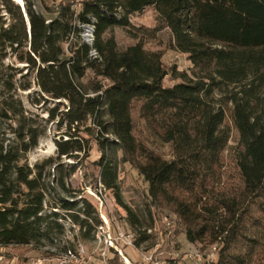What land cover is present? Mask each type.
Listing matches in <instances>:
<instances>
[{"label": "trees", "instance_id": "obj_1", "mask_svg": "<svg viewBox=\"0 0 264 264\" xmlns=\"http://www.w3.org/2000/svg\"><path fill=\"white\" fill-rule=\"evenodd\" d=\"M9 1L13 20L7 26L0 22V59L11 49L36 71L39 88L56 103L50 120L58 118L70 130L92 120L99 135V179L127 211L136 244L151 237L146 230L155 223L152 208L165 209L177 215L187 241L218 246L216 264H264V0H84L78 19L94 25L92 45L79 38L70 0L43 4L44 10L35 9L34 0H23L25 11ZM149 6L157 22L170 29L174 48L188 55L193 76L175 67L169 71L163 53L147 50L141 41L118 49L111 30L129 26V18ZM92 49L99 57L91 56ZM88 70L98 81H85ZM168 75L182 79L166 86ZM30 88L31 83L23 86ZM217 88L226 102L214 97ZM1 97L8 110L24 116L6 95ZM64 102L66 110L60 109ZM137 103L147 127L171 145V158L137 137ZM7 116L0 111V245L52 244L64 234L60 219L68 215L87 237L92 212L85 201L78 207V201L59 197L57 210L47 212L52 183L46 169L60 170L62 164L53 157L34 168L21 164L40 134L18 120L15 140L5 138L1 119ZM228 119L240 141L234 181L221 192ZM65 134L68 139L56 140L59 159L77 158L74 152L85 151L84 140ZM120 163L133 166L147 184L135 209L121 195ZM95 220L101 225V217ZM110 251L107 264H122Z\"/></svg>", "mask_w": 264, "mask_h": 264}, {"label": "rangeland", "instance_id": "obj_2", "mask_svg": "<svg viewBox=\"0 0 264 264\" xmlns=\"http://www.w3.org/2000/svg\"><path fill=\"white\" fill-rule=\"evenodd\" d=\"M12 1L18 3V0ZM21 1L23 2V0ZM34 1L36 3L35 9L44 10L43 4L51 6L54 1L59 0ZM8 9L14 10L13 4L9 0H0V22L5 23V26L13 20L12 14L8 12ZM155 17L154 9L149 6L144 11L132 15L129 18L131 23L129 26H115L111 33L117 41L118 49L123 50L129 45L141 41L147 50L163 53V62L169 71L175 67L178 72L193 76V64L188 55L174 48V39L171 31H169L170 29L158 23ZM69 47L70 43L66 45V49L68 50ZM26 65L19 62L17 55L11 49H7L6 58L0 59V101L2 99L1 96L6 95L9 101L15 104L17 110L22 109L21 111L24 112V116H16L13 110L7 109L9 107L7 103H0V111L3 110L8 115L1 119L2 134L11 141L15 140L16 136L13 129H17L20 126L18 120H21L22 124L27 127L31 125L32 129L40 134L38 145L31 147L30 151L25 154L21 164L27 163L31 168H34L37 163H41L48 157H53L58 163L60 162L62 164L60 170L55 169V167L46 169L51 174L50 181L52 183L45 202L47 212L57 210L54 207L58 203L59 197L78 201L80 203L78 207H81L82 202L85 201V207L92 212L90 218L91 232L87 237L83 238L78 228L79 225L77 224L76 228H74L70 224V216H63L60 222L64 226V234L56 236L52 244L45 242L30 245H0V264H38V262L42 261L43 264H57L67 259L64 251L65 247L73 249L78 254V250L81 249L80 245H82L83 254L82 264H107V259L112 254L110 249H108V258L104 257L107 244L104 241L105 237L102 234V229L95 220L96 216L100 217L101 202L103 201V213L108 216L113 230L121 228L126 231H133V228L126 220L127 211L117 202L115 192L105 187L99 179L100 167L96 163L101 157L98 130L92 120L87 121L84 127H72V130L67 128L65 124L61 125L58 123V118L50 120V110L56 103L41 91L34 79L36 71L33 68L26 67ZM86 76V82L94 80V73L91 70H88ZM181 79H174L171 75H168L164 80V84L166 86L172 85ZM94 81L96 82L98 79ZM30 83L31 88L29 90L23 89V86ZM233 87L231 86V90L228 91H232ZM214 97L218 102L221 100L226 102L224 92L218 88L214 92ZM139 106L140 103H137V106L133 109L137 137L147 142L150 147L165 158H171V145L160 140L147 127L146 121L139 116ZM66 108L67 102H64L60 109L66 110ZM227 123L231 129V136L221 166L223 181L218 186V190L221 192H226L228 183L234 181L233 177L236 175L234 156L237 153L240 141L239 131L232 121L228 119ZM67 131L73 133L75 138L81 136L85 143V151L74 152V154H79L77 158L61 155L59 159L60 154L56 140L61 139L62 135H65L64 139H68L69 136L65 134ZM118 171L121 195L124 201L132 209H135V205L143 202L141 193L147 187V184H145L144 178L129 163H120ZM61 180L64 181V186ZM64 213L67 214L66 212ZM152 213L155 218V223L152 227L153 233L141 245L140 252L153 253L155 258L159 260H171L174 256H177L179 263L181 262L180 264H194L186 256L187 251L198 248V246L202 250L210 247H205L200 243L188 245L185 228L180 224L177 215L173 212L152 208ZM81 217H85V214L82 213ZM164 217H168V221H172L171 227H174L172 234L166 233L165 227L168 222L167 220H165L166 222L164 221ZM72 221L74 222L73 219ZM126 254L133 261L141 259L139 252L132 248L127 249ZM66 264H70L68 259Z\"/></svg>", "mask_w": 264, "mask_h": 264}, {"label": "built area", "instance_id": "obj_3", "mask_svg": "<svg viewBox=\"0 0 264 264\" xmlns=\"http://www.w3.org/2000/svg\"><path fill=\"white\" fill-rule=\"evenodd\" d=\"M80 2H84V0H70L71 6L73 8V10L75 11V19L77 20V28L79 29V38H85V28H86V20L83 19H78V3ZM73 39V38H71ZM102 206H103V201L100 204V217L102 219L101 222V229H102V234L105 237V242H106V250H105V255L104 257L106 258L108 255V249H114L119 256L120 261L122 262V264H180L178 261L177 256H174L171 260H159L157 258H155L153 253H148V252H140L141 251V246H138L136 244L137 241V233L134 231H126L124 229H117V230H113V228L111 227V223L110 220L108 218V216L103 213L102 210ZM164 221L167 220V226L165 227L166 229V233L167 234H172L173 232V228L171 227L172 221H168V217H164L163 218ZM70 220V224L76 228V223L72 221V219ZM166 222V221H165ZM79 228V226H78ZM80 229V228H79ZM147 233L151 234L153 233V228H149L146 230ZM188 242V245H194L197 243H193V242ZM132 248L133 250H135L136 252H139V255L142 259H135V261H133L127 253V249ZM209 248V249H208ZM208 248H204V250H202L199 246L198 248H194L193 250H189L186 253V256L188 258H190L194 264H216L217 260H218V246L217 245H212ZM67 253H72V249L69 248L67 250ZM87 262V261H85ZM38 264H43L42 262H38ZM49 264V263H48ZM57 264H62V263H57Z\"/></svg>", "mask_w": 264, "mask_h": 264}, {"label": "bare ground", "instance_id": "obj_4", "mask_svg": "<svg viewBox=\"0 0 264 264\" xmlns=\"http://www.w3.org/2000/svg\"><path fill=\"white\" fill-rule=\"evenodd\" d=\"M83 5V2L78 3V11L82 8L81 6ZM77 21V20H76ZM95 21V20H94ZM77 23V22H76ZM94 23V22H93ZM86 43L92 45L94 40H95V36H94V25L91 23H86V28H85V38H82ZM89 45V46H90ZM91 51V56L92 57H99L98 53L95 49L90 50ZM101 228V225H100ZM81 249L78 250V254H76V251H73L72 249V253H67V259L69 261L70 264H82L83 263V254H82V245ZM67 259L64 261H61L60 263L62 264H66L67 263ZM50 264V263H49ZM85 264V263H84ZM132 264V263H130Z\"/></svg>", "mask_w": 264, "mask_h": 264}, {"label": "water", "instance_id": "obj_5", "mask_svg": "<svg viewBox=\"0 0 264 264\" xmlns=\"http://www.w3.org/2000/svg\"><path fill=\"white\" fill-rule=\"evenodd\" d=\"M17 2H18V4H20V5L22 6V8H23V10H24L23 2H22L21 0H18ZM24 11H25V10H24Z\"/></svg>", "mask_w": 264, "mask_h": 264}]
</instances>
